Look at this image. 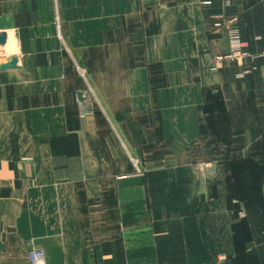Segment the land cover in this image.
I'll use <instances>...</instances> for the list:
<instances>
[{
	"label": "crops",
	"instance_id": "obj_1",
	"mask_svg": "<svg viewBox=\"0 0 264 264\" xmlns=\"http://www.w3.org/2000/svg\"><path fill=\"white\" fill-rule=\"evenodd\" d=\"M0 32V264H264L232 171L264 168V0H0Z\"/></svg>",
	"mask_w": 264,
	"mask_h": 264
},
{
	"label": "rangeland",
	"instance_id": "obj_2",
	"mask_svg": "<svg viewBox=\"0 0 264 264\" xmlns=\"http://www.w3.org/2000/svg\"><path fill=\"white\" fill-rule=\"evenodd\" d=\"M79 74L83 75L82 71L79 70ZM83 102L86 103V106L88 105V108L89 107L92 108L95 105V100L91 92L84 90L83 93L82 92L79 93L77 104L81 107ZM91 110L92 109H90L89 111L90 115L93 114ZM81 119H84V118L81 117ZM186 154H187L186 155L187 162L192 164L193 167L195 166L194 168L190 169L191 172L194 171L195 174L198 175L199 173H201V171L203 172L205 170V168L198 166L199 159L194 154V152H190ZM234 162H237L239 165L237 167L233 166L232 168V171L234 174V180H235L233 194L235 195L236 201L234 202V205H238L239 203H242L243 205H246V206L247 205L252 206L253 204H257V199H256L257 197L253 195H263L264 168L263 169L248 168L247 166L244 165V163L241 165V162H242L241 159L239 160L235 159ZM133 165L135 167L134 173L136 175H140V176L145 175L146 169L139 167L136 162H133ZM147 170L150 171L151 169H147ZM169 170H170V173L173 174V173H177L179 169L170 168ZM240 195H251L252 197H250V200H246L244 198L242 199ZM106 200L108 202L109 200H112V197H107ZM143 218L144 217H142V219Z\"/></svg>",
	"mask_w": 264,
	"mask_h": 264
},
{
	"label": "built area",
	"instance_id": "obj_3",
	"mask_svg": "<svg viewBox=\"0 0 264 264\" xmlns=\"http://www.w3.org/2000/svg\"><path fill=\"white\" fill-rule=\"evenodd\" d=\"M231 43H232V55L237 54L240 52V42L239 37L237 34H232L231 36ZM90 114L88 110V105L83 102L81 105V117ZM30 264H44V251L42 249H31L28 253Z\"/></svg>",
	"mask_w": 264,
	"mask_h": 264
},
{
	"label": "water",
	"instance_id": "obj_4",
	"mask_svg": "<svg viewBox=\"0 0 264 264\" xmlns=\"http://www.w3.org/2000/svg\"><path fill=\"white\" fill-rule=\"evenodd\" d=\"M6 43V34L0 32V45H4ZM17 67V58H11L7 63L0 66V70L5 69H15Z\"/></svg>",
	"mask_w": 264,
	"mask_h": 264
},
{
	"label": "trees",
	"instance_id": "obj_5",
	"mask_svg": "<svg viewBox=\"0 0 264 264\" xmlns=\"http://www.w3.org/2000/svg\"><path fill=\"white\" fill-rule=\"evenodd\" d=\"M243 163L245 164V163H247V162H246V161H242V162H241V165H242ZM233 166L237 167V166H239V165H238L237 162H234V163H233ZM240 196H241L242 199L244 198V199H246V200H250V197H252L251 195H240ZM253 196H256V197H257L256 199H257V201H258L259 196H258V195H253Z\"/></svg>",
	"mask_w": 264,
	"mask_h": 264
}]
</instances>
